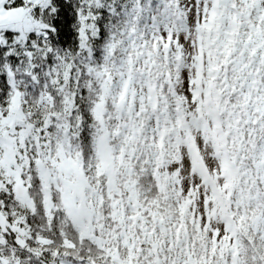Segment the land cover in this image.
I'll return each instance as SVG.
<instances>
[{"label":"snow or ice","instance_id":"6c2138e0","mask_svg":"<svg viewBox=\"0 0 264 264\" xmlns=\"http://www.w3.org/2000/svg\"><path fill=\"white\" fill-rule=\"evenodd\" d=\"M0 264H264V0H0Z\"/></svg>","mask_w":264,"mask_h":264}]
</instances>
